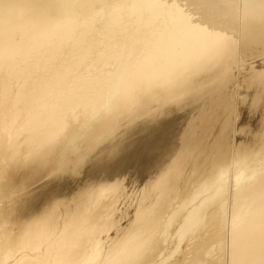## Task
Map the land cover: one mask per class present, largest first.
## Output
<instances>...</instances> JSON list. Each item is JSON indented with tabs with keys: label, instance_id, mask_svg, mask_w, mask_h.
I'll return each instance as SVG.
<instances>
[{
	"label": "bare ground",
	"instance_id": "6f19581e",
	"mask_svg": "<svg viewBox=\"0 0 264 264\" xmlns=\"http://www.w3.org/2000/svg\"><path fill=\"white\" fill-rule=\"evenodd\" d=\"M0 264H264V0H0Z\"/></svg>",
	"mask_w": 264,
	"mask_h": 264
}]
</instances>
